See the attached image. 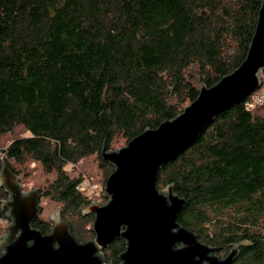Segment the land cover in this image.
I'll list each match as a JSON object with an SVG mask.
<instances>
[{
  "label": "trees",
  "instance_id": "1",
  "mask_svg": "<svg viewBox=\"0 0 264 264\" xmlns=\"http://www.w3.org/2000/svg\"><path fill=\"white\" fill-rule=\"evenodd\" d=\"M263 1L0 0V137L25 130L0 146V173L39 163L54 176L41 196L78 242L94 239L95 214L83 213L93 199L78 188L88 178L75 167L94 158L105 187L116 167L103 149L176 118L202 85L233 73ZM251 99L221 112L157 180L186 200L179 224L220 258L237 248L234 264H264V104L247 109ZM8 198L0 188V220ZM33 227L48 234L53 223ZM126 244H110L104 262L119 264Z\"/></svg>",
  "mask_w": 264,
  "mask_h": 264
},
{
  "label": "water",
  "instance_id": "2",
  "mask_svg": "<svg viewBox=\"0 0 264 264\" xmlns=\"http://www.w3.org/2000/svg\"><path fill=\"white\" fill-rule=\"evenodd\" d=\"M264 1L245 61L216 85H202L195 101L176 118L148 129L116 150L103 149L115 165L104 187L106 205L89 204L84 214L95 213V238L80 243L60 211L52 214L53 228L44 234L33 227L41 214L38 190L25 193L20 176L6 164L0 186L9 194L8 233L0 238V264H107L100 251L118 238L128 242L121 264H234V248L226 258L218 248L198 240L177 218L186 204L172 186L157 188L160 169L192 145L226 109L240 103L263 85ZM183 244L182 247H177Z\"/></svg>",
  "mask_w": 264,
  "mask_h": 264
},
{
  "label": "rangeland",
  "instance_id": "3",
  "mask_svg": "<svg viewBox=\"0 0 264 264\" xmlns=\"http://www.w3.org/2000/svg\"><path fill=\"white\" fill-rule=\"evenodd\" d=\"M263 80V75H262ZM25 133V130L23 128H18L11 134H6L4 136L0 137V146L6 147L8 144L11 143V141L19 135H23ZM123 140L119 145H115L116 148H120L121 145H123ZM19 171L17 174L20 176V183L22 184L23 191L25 193H28L32 190H37L38 187L44 186L46 182L49 180L51 181L54 176L52 175H46L42 169V167L39 165V163H33L30 162L27 165V169L24 167H16ZM77 173H81L86 178H88L85 181V184L88 185L89 183L99 186L97 190H87L85 193L86 195H89L93 202H98L102 204L104 202L105 196H104V187L102 186V182L100 181V178H103L102 169L100 165L94 160V158H89L83 160L80 164H78L76 167ZM68 169L71 171L73 169L72 166H69ZM0 188H2L0 186ZM102 196V197H101ZM41 205V214L40 216H43L45 219H49L53 223L52 214L55 211H60L59 204L56 201H53L47 197H42L40 200ZM4 222H0V228L2 229V233L0 235V238L4 237L8 233V227L10 225V221L8 218H3Z\"/></svg>",
  "mask_w": 264,
  "mask_h": 264
},
{
  "label": "built area",
  "instance_id": "4",
  "mask_svg": "<svg viewBox=\"0 0 264 264\" xmlns=\"http://www.w3.org/2000/svg\"><path fill=\"white\" fill-rule=\"evenodd\" d=\"M252 97L251 100H249L247 102V109L251 108L252 105L254 104H264V87L262 86L260 89L256 90L252 95H250ZM99 186L97 185H92V184H88L86 185L85 182L83 184H81L80 186H78V188L83 191L86 192L87 190H97ZM0 222H4L3 219L0 220Z\"/></svg>",
  "mask_w": 264,
  "mask_h": 264
},
{
  "label": "flooded vegetation",
  "instance_id": "5",
  "mask_svg": "<svg viewBox=\"0 0 264 264\" xmlns=\"http://www.w3.org/2000/svg\"><path fill=\"white\" fill-rule=\"evenodd\" d=\"M104 200H105V201H104L102 204L100 203L101 206L106 205V204L108 203V201H109V199L106 198V197H105ZM182 210H183V209H182ZM182 210H181V211H182ZM181 211H180V212H181ZM60 214H61V212H60ZM94 214H95V213H94ZM179 215H180V213H179ZM179 215H178V217H179ZM177 222H178V218H177ZM178 224H179V222H178ZM179 225H180V224H179ZM180 226H181V225H180ZM181 227H183V226H181ZM94 236H95V234H94ZM118 239H119V240H120V239H123V240H125V241L127 242V240L124 239V238H118ZM118 239H115L114 241H116V240H118ZM114 241H113V242H114ZM113 242H111L110 244H112ZM110 244H109L108 246L104 247V248L100 251V254H101V255H104V250H105L107 247H109ZM127 246H128V242H127V244H126V249H127ZM182 246H183V244H178V245H177V247H182ZM126 249H125V251H126ZM222 257H223V256H222ZM223 258H224V257H223ZM223 258H222V259H223ZM106 263H107V262H106ZM121 263H122V260L120 259V263H119V264H121ZM107 264H108V263H107Z\"/></svg>",
  "mask_w": 264,
  "mask_h": 264
}]
</instances>
